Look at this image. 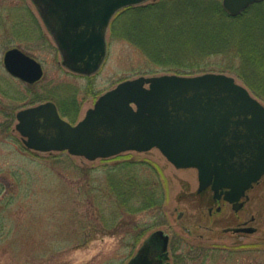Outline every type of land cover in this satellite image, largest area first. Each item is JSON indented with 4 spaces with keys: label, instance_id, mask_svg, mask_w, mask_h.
<instances>
[{
    "label": "rangeland",
    "instance_id": "1",
    "mask_svg": "<svg viewBox=\"0 0 264 264\" xmlns=\"http://www.w3.org/2000/svg\"><path fill=\"white\" fill-rule=\"evenodd\" d=\"M154 1L158 0L146 3ZM21 4L34 8L29 0H0V78H8L2 64L5 48L21 45L44 66V76L34 84V90L55 91V100L69 95L67 111L76 115L74 121L119 81L170 73L161 68L146 72L150 64L140 49L127 40L112 38L110 29L100 68L91 75L74 73L61 64V55L41 19L37 37L27 39L24 26L30 21L25 13L22 19L11 14ZM227 74L264 104L236 74ZM12 84L17 85V81ZM18 85L24 92L26 87ZM0 101H6L1 94ZM110 169H116V176L134 173L156 185L161 183V175L168 189L161 210H120L116 223L120 228L107 224L116 214L112 199L106 198L110 195ZM0 176L5 178L0 181L3 187L7 181L11 183L0 201V264H126L157 228L169 235L171 264H264V176L247 192L245 216L254 215L249 224L256 231L245 234L223 231L237 220L231 209L221 216L203 217L199 203L194 201V168L175 167L156 147L126 151L117 158L88 160L67 151L27 150L19 132L10 129L0 131ZM144 224L150 228L141 232Z\"/></svg>",
    "mask_w": 264,
    "mask_h": 264
},
{
    "label": "water",
    "instance_id": "2",
    "mask_svg": "<svg viewBox=\"0 0 264 264\" xmlns=\"http://www.w3.org/2000/svg\"><path fill=\"white\" fill-rule=\"evenodd\" d=\"M145 1L33 0L62 64L84 75L95 73L106 57L113 14ZM258 1L263 0H222V6L237 15ZM4 62L23 80L33 82L43 75L40 62L18 48L8 49ZM17 119L28 148L66 150L94 160L156 147L175 167H195L200 187L212 182L214 189L226 187L237 196L264 174V104L224 72L121 80L75 123L64 119L52 101L20 110ZM152 262L139 252L127 264Z\"/></svg>",
    "mask_w": 264,
    "mask_h": 264
},
{
    "label": "trees",
    "instance_id": "3",
    "mask_svg": "<svg viewBox=\"0 0 264 264\" xmlns=\"http://www.w3.org/2000/svg\"><path fill=\"white\" fill-rule=\"evenodd\" d=\"M110 34L140 49L150 64L148 73L157 68L180 75L234 73L264 100V0L237 15H230L219 0H158L129 6L112 19ZM64 110L74 121L76 115L66 106ZM115 171H107L106 198L112 199L116 212L107 224L120 228L116 223L121 211L161 210L168 195L161 175L156 185L134 173L116 176ZM146 228L144 224L140 231Z\"/></svg>",
    "mask_w": 264,
    "mask_h": 264
},
{
    "label": "flooded vegetation",
    "instance_id": "4",
    "mask_svg": "<svg viewBox=\"0 0 264 264\" xmlns=\"http://www.w3.org/2000/svg\"><path fill=\"white\" fill-rule=\"evenodd\" d=\"M29 1L30 3H32L34 8H31L30 6H27L24 8L23 4H21L19 5V7L15 8L16 10H18L17 12L11 13V14H15L13 15L14 18L15 16L20 15V19H22V14L24 15L25 13L24 15L25 19L30 21L28 22V24H26L27 27L24 26V29H25L24 32L27 35V39L29 37L30 38L37 37V31H38L37 26L39 24L38 20L39 19L42 20L39 10L37 6L35 5V3L33 2V0H29ZM147 1L148 0H146L144 3H146ZM125 8L126 7H123L119 9L117 12H115L113 16L111 17V20L116 16L118 12H120L121 10ZM13 16H11V18ZM18 18L19 17H17V19ZM20 24L22 25L23 23H20ZM18 31L22 32V28L21 27L18 28ZM10 48H18L22 50L23 52H25L26 54L36 58L21 45H11L5 48L3 52L2 64H3V69L5 71L4 74L8 75V78H6L5 80L3 77L0 78V94L3 95L6 99V101H0V131H8L10 129L17 130L16 128V124L18 122L17 113L22 109L35 106V105H38L46 101L54 102L59 114L63 117H66V115H64L65 113L64 106H66V109H68L67 107L70 105V104L68 105L69 95H64L62 98H57L55 100L54 99L55 91L49 90V91H43V93H38V91L34 90V84L40 81L42 78H40L39 80L33 81V82H29V81L23 80L20 77L10 73L5 67V62H4V54ZM39 62L41 63L43 67V72H44L45 71L44 66L41 61ZM13 81L14 82L17 81V85L12 84ZM18 82L20 84H23L26 87L24 89L25 90L24 92H22L23 89H20L22 87L18 85ZM26 91L30 93L27 94ZM13 122H15L14 127L12 126ZM21 141H22V137H21ZM23 146L27 150L36 151V150L26 147L24 144ZM194 170L196 171V185H195L196 187L194 188V201L197 202V205L199 203L200 205L199 210H200V213L203 215V217L212 218L215 216H221L225 213V211H227V209H231V211L233 212L237 220H235L236 222L234 226H230V225L224 226L223 227L224 232L229 231V232H233L237 234H240V233L245 234L246 231L236 230V229H240L241 227H247V226L254 227L251 224H249L250 222L254 221L255 219L254 215H251V217L249 218L245 216L246 215V212H245L246 203L249 199L247 192L254 185L260 182L264 174L257 181L253 182L250 185V187L245 190L244 194L237 196L236 194L230 192L229 188H226V187H218L217 189H214L212 182L208 184L207 186L200 187V182L198 179V172L195 168ZM4 179H5L4 177L0 176V181H4ZM10 185H11L10 181H7L6 185L3 187L0 182V201H2L3 199L1 197V194L3 193L4 190L7 191ZM1 188H3V190H1ZM182 216L183 214L182 212H180L178 217L181 218ZM254 228L256 229V227ZM254 231L256 230H253L252 232ZM165 238H167L166 242H165ZM169 244H170L169 235L162 228H157L155 230H152L148 234V236L144 239L142 244L139 246V248L137 249V251L131 258H133L137 253L140 252V254L143 257L153 260L152 264H171V260H170L171 256L168 251Z\"/></svg>",
    "mask_w": 264,
    "mask_h": 264
}]
</instances>
